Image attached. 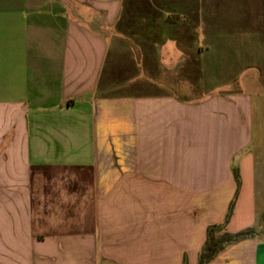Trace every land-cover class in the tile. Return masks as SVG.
I'll return each mask as SVG.
<instances>
[{"label":"crops","instance_id":"1","mask_svg":"<svg viewBox=\"0 0 264 264\" xmlns=\"http://www.w3.org/2000/svg\"><path fill=\"white\" fill-rule=\"evenodd\" d=\"M264 264V0H0V264Z\"/></svg>","mask_w":264,"mask_h":264},{"label":"trees","instance_id":"2","mask_svg":"<svg viewBox=\"0 0 264 264\" xmlns=\"http://www.w3.org/2000/svg\"><path fill=\"white\" fill-rule=\"evenodd\" d=\"M234 208V201L231 203L225 221L222 224L211 225L207 229V240L200 253L198 264H209L214 257L223 251L226 247L239 241L251 238L255 235L254 228H248L237 233H229L225 230ZM184 264L187 263L185 258Z\"/></svg>","mask_w":264,"mask_h":264},{"label":"rangeland","instance_id":"3","mask_svg":"<svg viewBox=\"0 0 264 264\" xmlns=\"http://www.w3.org/2000/svg\"><path fill=\"white\" fill-rule=\"evenodd\" d=\"M3 257L5 258L4 251H1V249H0V261H2L1 258H3Z\"/></svg>","mask_w":264,"mask_h":264}]
</instances>
